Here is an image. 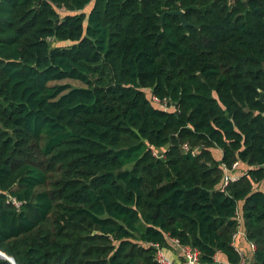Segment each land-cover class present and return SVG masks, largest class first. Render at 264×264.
<instances>
[{"label": "trees", "instance_id": "1", "mask_svg": "<svg viewBox=\"0 0 264 264\" xmlns=\"http://www.w3.org/2000/svg\"><path fill=\"white\" fill-rule=\"evenodd\" d=\"M179 9L191 25L160 24ZM62 79L85 86L49 85ZM261 186L264 0H0V252L15 264H161L169 238L197 264H238L239 228L244 264H264Z\"/></svg>", "mask_w": 264, "mask_h": 264}, {"label": "built area", "instance_id": "2", "mask_svg": "<svg viewBox=\"0 0 264 264\" xmlns=\"http://www.w3.org/2000/svg\"><path fill=\"white\" fill-rule=\"evenodd\" d=\"M151 100L154 103L160 104V105H165V101H161L159 98L156 96H151ZM187 148V146H184ZM238 168V162L233 163L231 169H225V175L221 184V189H223L229 181H233L238 178L236 174H232L231 170ZM17 204V203H16ZM245 237V233L240 230V228L237 230V232L233 235V238L237 239L238 237ZM170 242L173 244V246L177 249L178 253L180 254V257L183 258V264H197L198 258H199V251L195 248H191L190 246L187 245H182L179 243V241L176 238H169ZM156 246V254H155V259L161 263V264H173L164 254L163 250L161 247ZM250 250H255V245L253 243H249ZM236 250L241 254V251L239 250V247L236 246ZM242 255V254H241ZM245 259L242 257L241 261L238 264H244Z\"/></svg>", "mask_w": 264, "mask_h": 264}, {"label": "rangeland", "instance_id": "3", "mask_svg": "<svg viewBox=\"0 0 264 264\" xmlns=\"http://www.w3.org/2000/svg\"><path fill=\"white\" fill-rule=\"evenodd\" d=\"M92 4H93V2L90 1L88 4H86V5L82 8L81 12H83L85 15L88 14V12L90 11V9H91V7H92ZM55 84H67V85L72 86V87L85 86V84H83L82 82H80V81H78V80H74V79H62V80H56V81H51V82H49V85H55ZM167 108L170 109V107H167ZM215 154H216V155H217V154H221V151H220V150H217ZM239 169H240V170H239V173L242 172V171L244 170V168H242V167H239ZM239 173H237V174H239ZM261 189H262V191H264V186H261ZM239 238H240V236H239ZM237 244H238L239 250L245 254L244 257H245L246 259H247V257H250V256H251V253L248 251V247L245 245V243H244V245H241V244L239 243L238 239H237ZM167 255H168V254H167ZM166 257L168 258V256H166ZM244 257H243V258H244ZM245 258H244V259H245ZM168 259H169V258H168ZM169 260H170V259H169ZM216 260H219L218 257H216ZM224 263H225V262H224Z\"/></svg>", "mask_w": 264, "mask_h": 264}, {"label": "water", "instance_id": "4", "mask_svg": "<svg viewBox=\"0 0 264 264\" xmlns=\"http://www.w3.org/2000/svg\"><path fill=\"white\" fill-rule=\"evenodd\" d=\"M165 14L177 16L179 18V21H180V26L183 27V28H186L187 26L191 25L190 22L186 19L185 14H184V11L183 10H180V9L179 10H167V11L163 12L160 15V24L161 25L163 23V18H164V15ZM195 27L198 28L197 25H195ZM54 45H55V42H53L51 44V47H53ZM199 76H200V74H199ZM262 96H263V93L260 92L259 101H262ZM97 233H99V232H97ZM0 256L1 257H5L11 263L15 264L14 261L11 258H9L8 256H6L4 253L0 252Z\"/></svg>", "mask_w": 264, "mask_h": 264}, {"label": "crops", "instance_id": "5", "mask_svg": "<svg viewBox=\"0 0 264 264\" xmlns=\"http://www.w3.org/2000/svg\"><path fill=\"white\" fill-rule=\"evenodd\" d=\"M239 167H242V168H245V166H243V164L242 165H239ZM237 176H239L238 174H236ZM237 239H239V243L241 244V245H244V242H243V240H242V238L240 237H238ZM175 250V249H174ZM173 253H175V255H173V254H171V257H169L168 256V258L170 259V261L173 263V264H181V262H180V254L178 253V251L177 250H175V251H173ZM169 254V255H170ZM219 253H217L216 254V257H218V259H219V261H224V260H222L223 258L220 256L219 257Z\"/></svg>", "mask_w": 264, "mask_h": 264}]
</instances>
